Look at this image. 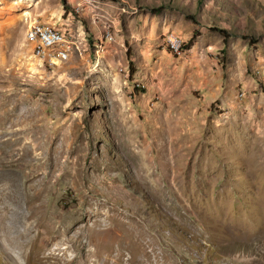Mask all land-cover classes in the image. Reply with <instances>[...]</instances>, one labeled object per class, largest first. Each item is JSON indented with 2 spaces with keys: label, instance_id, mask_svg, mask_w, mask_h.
I'll use <instances>...</instances> for the list:
<instances>
[{
  "label": "rangeland",
  "instance_id": "rangeland-1",
  "mask_svg": "<svg viewBox=\"0 0 264 264\" xmlns=\"http://www.w3.org/2000/svg\"><path fill=\"white\" fill-rule=\"evenodd\" d=\"M68 1L0 0V183L20 172L25 209L88 263L113 264L95 241L124 216L134 264H264V0ZM39 21L67 39L54 67L32 52Z\"/></svg>",
  "mask_w": 264,
  "mask_h": 264
},
{
  "label": "bare ground",
  "instance_id": "bare-ground-1",
  "mask_svg": "<svg viewBox=\"0 0 264 264\" xmlns=\"http://www.w3.org/2000/svg\"><path fill=\"white\" fill-rule=\"evenodd\" d=\"M51 33L55 35L53 39H51ZM34 34H38V38ZM30 36L37 41L36 50L39 51H37L36 54L41 58L50 60L54 63V56H63V61H65L70 55H68L67 50H60L59 46H63L67 42V39L64 33L53 25L51 26L43 22L34 24L30 30ZM174 39H176V41ZM179 40L180 39L170 34L169 41H167L169 44L168 48L175 54H182L184 52V42H181V45ZM103 47V43L97 44L98 49H103ZM63 61H57L56 63ZM20 143L22 142L18 140V145L13 147V151L17 154L20 153V157L24 159L30 154V151L28 148L19 146ZM14 174L15 176L8 178L7 182H3L2 180L1 182L3 183H0V229H4L5 231L2 235L0 230V239L3 247L12 256V261L16 264H22L20 260L16 258L17 255L20 259L23 257L26 259L32 258V261L47 257L53 259V264H100V262L103 261L102 258H92L90 259V263H88V253L84 255L74 254V256L73 253L71 254L69 252L70 250H68V247H60L66 240L61 237L59 232L56 233L55 236L54 232L57 231L55 226H51L48 231L44 230V226H42L44 216V212L41 208L42 206L35 205L32 208V212L25 209L26 200L23 198L21 186L22 176L20 172L17 171H15ZM40 198L39 194L37 193L36 195L35 193L30 201L31 203H36ZM124 218V216H114L112 218L113 225L121 231V233L116 234L115 240L95 241L96 249L94 253L100 256L102 254V246H104L105 249L107 247L108 249L106 252L112 258L113 264H119V260L123 257H127L129 264L137 262L133 260L134 256L127 255L126 251H124V249L131 244L124 235L125 230L127 231L128 229H134V227H136L135 223L132 221L127 225ZM49 232L52 233V236H49ZM76 239L88 242L86 234ZM133 241L136 242L134 239ZM110 250H112V252H110ZM128 254H130V252Z\"/></svg>",
  "mask_w": 264,
  "mask_h": 264
},
{
  "label": "crops",
  "instance_id": "crops-1",
  "mask_svg": "<svg viewBox=\"0 0 264 264\" xmlns=\"http://www.w3.org/2000/svg\"><path fill=\"white\" fill-rule=\"evenodd\" d=\"M92 1L93 0H69L68 2L73 5V7L80 8L79 11L83 16H125L124 14H118L116 6L112 3L104 1L95 4L92 3ZM80 12H78V14H80Z\"/></svg>",
  "mask_w": 264,
  "mask_h": 264
},
{
  "label": "trees",
  "instance_id": "trees-1",
  "mask_svg": "<svg viewBox=\"0 0 264 264\" xmlns=\"http://www.w3.org/2000/svg\"><path fill=\"white\" fill-rule=\"evenodd\" d=\"M154 11H161L162 8H153ZM218 31H220V33L224 36V40L226 41L228 38H229V32L227 29H224V28H219ZM196 34H194L193 37H195ZM194 40V38H192L190 41H189V45L192 44V41Z\"/></svg>",
  "mask_w": 264,
  "mask_h": 264
},
{
  "label": "built area",
  "instance_id": "built-area-1",
  "mask_svg": "<svg viewBox=\"0 0 264 264\" xmlns=\"http://www.w3.org/2000/svg\"><path fill=\"white\" fill-rule=\"evenodd\" d=\"M34 35L38 38V34H34ZM54 36L55 35L51 33V39H53ZM33 51H39V50H32V52ZM63 58H64L63 56H54V63H44L43 62L42 64L47 65V66H50V67H54L55 66V63L57 61H63Z\"/></svg>",
  "mask_w": 264,
  "mask_h": 264
}]
</instances>
